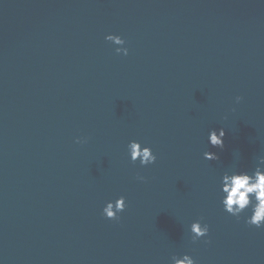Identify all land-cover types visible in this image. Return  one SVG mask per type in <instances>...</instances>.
Here are the masks:
<instances>
[{
    "label": "water",
    "instance_id": "water-1",
    "mask_svg": "<svg viewBox=\"0 0 264 264\" xmlns=\"http://www.w3.org/2000/svg\"><path fill=\"white\" fill-rule=\"evenodd\" d=\"M262 155L264 0H0V264H264L221 203Z\"/></svg>",
    "mask_w": 264,
    "mask_h": 264
},
{
    "label": "clouds",
    "instance_id": "clouds-1",
    "mask_svg": "<svg viewBox=\"0 0 264 264\" xmlns=\"http://www.w3.org/2000/svg\"><path fill=\"white\" fill-rule=\"evenodd\" d=\"M106 40L113 42L117 47V54H128V49L122 47L125 41L118 35L109 34ZM241 97H236L239 103ZM225 131L223 128L212 129L208 134V141L213 147L223 148ZM77 143L86 142L81 138H77ZM128 151L132 162L139 160L141 166L153 164L156 161L152 149L148 146H141L137 141H131L128 144ZM204 158L207 160H216L218 156L213 152H205ZM143 180L144 177H138ZM221 193L224 210L232 216L239 217L249 207L251 215L246 218V223L257 228L264 227V155L258 158L255 170L251 173L247 171L225 173L221 181ZM126 207L125 198L120 196L114 202H107L103 208V215L108 219H116L117 214L123 212ZM193 242L208 235L209 227L207 224H201L195 221L190 226ZM173 264H195L194 259L185 254L182 258L172 257Z\"/></svg>",
    "mask_w": 264,
    "mask_h": 264
}]
</instances>
